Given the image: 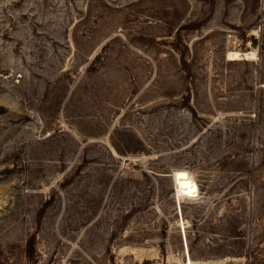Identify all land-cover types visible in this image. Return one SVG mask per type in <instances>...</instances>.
Segmentation results:
<instances>
[{
	"label": "rangeland",
	"instance_id": "1",
	"mask_svg": "<svg viewBox=\"0 0 264 264\" xmlns=\"http://www.w3.org/2000/svg\"><path fill=\"white\" fill-rule=\"evenodd\" d=\"M0 264H264V0H0Z\"/></svg>",
	"mask_w": 264,
	"mask_h": 264
}]
</instances>
